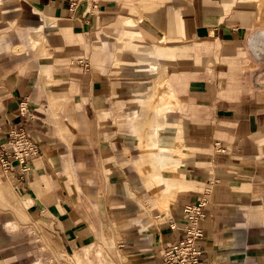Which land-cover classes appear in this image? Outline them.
<instances>
[{"label": "crops", "instance_id": "crops-1", "mask_svg": "<svg viewBox=\"0 0 264 264\" xmlns=\"http://www.w3.org/2000/svg\"><path fill=\"white\" fill-rule=\"evenodd\" d=\"M0 5V136L40 144L0 183V264H163L204 195L202 264H264V0Z\"/></svg>", "mask_w": 264, "mask_h": 264}, {"label": "built area", "instance_id": "built-area-1", "mask_svg": "<svg viewBox=\"0 0 264 264\" xmlns=\"http://www.w3.org/2000/svg\"><path fill=\"white\" fill-rule=\"evenodd\" d=\"M69 2L71 9L85 2H89L92 8L97 7L98 4V0H69ZM87 65L86 62L83 63L84 67ZM18 109L22 115L30 114L26 101H20ZM39 152V142L24 127L6 131L0 136V173L7 177L24 178L29 172L31 161L39 155ZM208 202V197L204 195L195 203L184 205L181 224L183 235L165 248L163 264H202V249L199 245L203 239V230L200 227V220L207 216ZM169 227L175 229L177 222H170Z\"/></svg>", "mask_w": 264, "mask_h": 264}, {"label": "rangeland", "instance_id": "rangeland-1", "mask_svg": "<svg viewBox=\"0 0 264 264\" xmlns=\"http://www.w3.org/2000/svg\"><path fill=\"white\" fill-rule=\"evenodd\" d=\"M20 11H18L17 13H19ZM18 18V16L16 17V19ZM13 16L11 14H6L3 11V8L0 5V23H4V25H11L13 23ZM15 19V20H16ZM9 178L6 175H3L0 173V183H2L3 181H6V184L8 185L7 182H9L8 180ZM100 251L98 253V257H96L95 259L100 260V264H116V262L113 260L112 256H110V252H109V247L106 246H101L98 248ZM94 260V258H93ZM88 263H92V261H87Z\"/></svg>", "mask_w": 264, "mask_h": 264}, {"label": "bare ground", "instance_id": "bare-ground-1", "mask_svg": "<svg viewBox=\"0 0 264 264\" xmlns=\"http://www.w3.org/2000/svg\"><path fill=\"white\" fill-rule=\"evenodd\" d=\"M163 82H164V77H161L158 81V88H159V94L165 96L166 86L164 87Z\"/></svg>", "mask_w": 264, "mask_h": 264}]
</instances>
